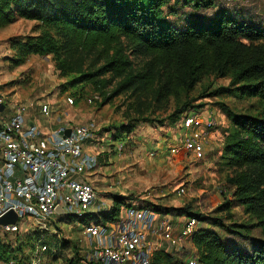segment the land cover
I'll return each instance as SVG.
<instances>
[{
  "label": "trees",
  "instance_id": "obj_1",
  "mask_svg": "<svg viewBox=\"0 0 264 264\" xmlns=\"http://www.w3.org/2000/svg\"><path fill=\"white\" fill-rule=\"evenodd\" d=\"M17 18L38 22L41 30L7 39L16 65L29 55L51 54L60 74L80 85L78 98L84 96L81 88L86 84H92V92L102 98L101 91L113 82L104 101L126 92L139 106L146 101L166 109L173 102V110L158 119L160 126L175 127L184 113L202 111L203 104L193 105V101L208 95L264 99V25L218 7L215 0H0V27ZM51 26L57 28L56 35L46 28ZM208 76L229 77V83L190 97L195 85ZM228 115L232 123L223 131L220 162L228 170L224 183L230 197L216 207L224 215L207 217L190 205L165 207L148 201L144 205L160 214L192 216L209 224L197 226L191 236L200 264H264V105L255 116ZM133 129L134 123L121 125L112 132L107 147L115 153L116 142L126 143ZM110 199L107 210L89 217L112 222L134 197L110 194ZM236 206L245 221L233 220L231 210ZM253 229L259 236L250 234ZM219 230L239 238L225 237ZM17 233V243L10 241V234H0V262L31 264L40 243L47 245L41 255L50 258L40 259V264H51L55 256L49 254L51 245L57 248L59 243L55 234L40 229ZM24 243L30 245V259L23 254ZM87 262L77 253L66 264ZM150 262L182 264L184 260L157 249Z\"/></svg>",
  "mask_w": 264,
  "mask_h": 264
},
{
  "label": "rangeland",
  "instance_id": "obj_2",
  "mask_svg": "<svg viewBox=\"0 0 264 264\" xmlns=\"http://www.w3.org/2000/svg\"><path fill=\"white\" fill-rule=\"evenodd\" d=\"M215 1L218 7L239 12L243 18L264 25V0ZM207 11L211 13L214 9ZM168 18L172 22L176 20L171 16ZM46 28L51 34L56 35V27ZM40 30L41 26L38 22L23 18H17L12 23L0 27V45L3 48V56L0 60V89L9 93L17 92V96L23 99L49 101L52 109L50 118L38 114L39 108H36L35 114L39 115V120L36 121L39 124L47 123L45 120H50L54 126L62 123H88L92 126L95 135L92 146H95L96 142L99 144L98 138L106 141L105 147L102 146L101 152L97 154L99 166L89 172V180L96 191L95 205H110L112 203L110 194H119L132 196L133 201L137 203L146 204L145 201H148L165 207L190 205L193 211L207 217L223 216L224 213L217 212L216 207L230 197L229 189L224 183L228 170L220 162L223 131L232 123V117L228 113L255 116L262 111L264 99L230 94L197 98L193 101V105L203 104L202 110L211 111L216 118L214 133L205 156L199 160L184 152L173 156L168 153L167 146L173 142L178 131L173 126H160L158 120L173 110V102H170L166 109L162 107L158 109L156 104H147L146 101L139 106L133 98L127 96L126 92L104 101L112 90L113 82L109 83L103 92L101 91L102 98L88 102L87 99L94 94L93 85L86 84L81 88L84 91L83 97L75 96L80 85H74L69 76L60 74L57 62L51 54L29 55L24 63L16 65L12 60L13 51L9 48L7 39L35 34ZM228 83L229 77H203L190 91L189 96L197 97L202 92L227 86ZM68 96L72 97L73 103L67 102ZM190 108L192 111L196 106ZM202 115L205 116L206 112H202ZM129 123H134V129L128 133L125 148L118 155L112 151V146L107 147V143L110 142L112 132L118 131L121 125ZM178 187H182L184 191L182 195H177ZM231 212L234 214L233 220L238 223L247 219L239 206L233 208ZM199 225L209 224L199 221L197 226ZM25 231L28 230L22 229L19 233ZM82 231L81 224L75 218L73 220L55 218L49 234H55L59 243L57 248H52L55 239H51L49 254L55 255L50 261L51 264H66L68 259L77 258V253L88 257L89 244ZM219 231L225 237L239 238ZM14 234L16 233L7 237L17 243L18 239H15ZM250 234L259 236V231L253 229ZM20 235L22 237V234ZM148 237L159 245V249H163L164 244L160 242L156 232L150 233ZM29 246L28 243H24L22 249L23 254H28L30 259ZM46 255L40 256L41 261L50 260L48 254ZM173 256L182 257L177 254ZM0 264L4 263L0 262ZM196 264L200 263L197 261Z\"/></svg>",
  "mask_w": 264,
  "mask_h": 264
},
{
  "label": "built area",
  "instance_id": "obj_3",
  "mask_svg": "<svg viewBox=\"0 0 264 264\" xmlns=\"http://www.w3.org/2000/svg\"><path fill=\"white\" fill-rule=\"evenodd\" d=\"M3 48L0 45V60ZM100 96L94 93L87 99L92 102ZM73 103L72 97L66 98ZM0 217L13 211L14 224H0V234L17 233L22 229L50 230L55 218L67 217L85 220L82 234L88 241L87 264H151L150 257L159 245L149 239L156 232L162 247L171 254L182 255L185 264H196L197 253L191 236L198 220L187 215L160 214L141 202L133 201L122 206L118 218L102 223L98 215L110 205H95L96 191L89 180V172L96 165L95 155L85 149L94 145L95 135L88 123H65L60 130L43 131L28 114L38 112L50 118L49 101L23 99L17 92L0 89ZM206 112L203 116L202 112ZM184 113L175 125L177 136L167 146L170 155L182 152L194 159H203L216 126L211 111ZM69 129V135L59 131ZM97 137V136H96ZM103 139L95 146L102 149ZM125 143L114 145L120 155ZM177 195L184 193L182 187ZM60 206L62 214L55 208ZM47 245L37 243V258L32 264H40V256Z\"/></svg>",
  "mask_w": 264,
  "mask_h": 264
},
{
  "label": "crops",
  "instance_id": "obj_4",
  "mask_svg": "<svg viewBox=\"0 0 264 264\" xmlns=\"http://www.w3.org/2000/svg\"><path fill=\"white\" fill-rule=\"evenodd\" d=\"M36 111V110H35ZM35 111L31 112L28 114V120L31 122V121H34L36 124L39 125L40 129L43 130V131H55V130H60L64 123L62 124H59L58 126H54L53 123H51V121L49 120H45L47 121V123L45 122V124H39L37 121L39 120L38 117L39 115H36L35 114ZM39 114V112H37ZM41 115V114H40ZM37 120V121H36ZM44 120V119H43ZM54 127V128H53ZM105 144H106V141H103V144L102 146L105 147ZM96 148V149H95ZM85 149L90 152V153H93L95 155V159H96V165H95V168L99 166V159H98V156L97 154L99 152H101L102 149H99V147H96V146H92V145H85ZM97 150V151H96ZM94 168V169H95ZM93 169V170H94ZM92 170V171H93ZM131 203V202H130Z\"/></svg>",
  "mask_w": 264,
  "mask_h": 264
},
{
  "label": "water",
  "instance_id": "obj_5",
  "mask_svg": "<svg viewBox=\"0 0 264 264\" xmlns=\"http://www.w3.org/2000/svg\"><path fill=\"white\" fill-rule=\"evenodd\" d=\"M3 109V105H0V110ZM69 129L61 130L59 131L60 134H63L65 136L69 135ZM56 213L62 214L63 210L60 206H57L55 208ZM17 220V217L13 211H8L4 215L0 217V224L1 225H6V224H14Z\"/></svg>",
  "mask_w": 264,
  "mask_h": 264
}]
</instances>
